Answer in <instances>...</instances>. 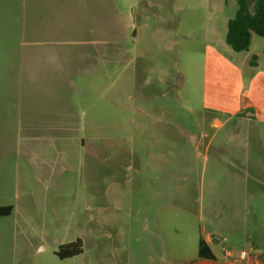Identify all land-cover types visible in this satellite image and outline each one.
Instances as JSON below:
<instances>
[{"label": "rangeland", "instance_id": "1", "mask_svg": "<svg viewBox=\"0 0 264 264\" xmlns=\"http://www.w3.org/2000/svg\"><path fill=\"white\" fill-rule=\"evenodd\" d=\"M236 8L0 0V264H264V124L202 104Z\"/></svg>", "mask_w": 264, "mask_h": 264}, {"label": "crops", "instance_id": "2", "mask_svg": "<svg viewBox=\"0 0 264 264\" xmlns=\"http://www.w3.org/2000/svg\"><path fill=\"white\" fill-rule=\"evenodd\" d=\"M251 44L252 36L249 47ZM260 57L257 53L251 60L239 54L226 55L212 46L205 50L202 104L204 111L214 115L216 127L235 118L264 124V56ZM210 244L207 243L213 252Z\"/></svg>", "mask_w": 264, "mask_h": 264}, {"label": "trees", "instance_id": "3", "mask_svg": "<svg viewBox=\"0 0 264 264\" xmlns=\"http://www.w3.org/2000/svg\"><path fill=\"white\" fill-rule=\"evenodd\" d=\"M252 34L264 36V0H252V2L237 0L235 13L226 22L225 41L234 51H245L249 48ZM11 210V205L0 207V216L8 215ZM81 252V240L76 239L73 242L59 245L55 254L63 259L75 256ZM197 255L202 260H215V255L202 237L198 240Z\"/></svg>", "mask_w": 264, "mask_h": 264}, {"label": "built area", "instance_id": "4", "mask_svg": "<svg viewBox=\"0 0 264 264\" xmlns=\"http://www.w3.org/2000/svg\"><path fill=\"white\" fill-rule=\"evenodd\" d=\"M245 256H246V253L244 251H240L238 258H244Z\"/></svg>", "mask_w": 264, "mask_h": 264}, {"label": "flooded vegetation", "instance_id": "5", "mask_svg": "<svg viewBox=\"0 0 264 264\" xmlns=\"http://www.w3.org/2000/svg\"><path fill=\"white\" fill-rule=\"evenodd\" d=\"M8 205H10V204H8ZM8 205H0V207H3V206H8ZM12 206V205H11Z\"/></svg>", "mask_w": 264, "mask_h": 264}, {"label": "water", "instance_id": "6", "mask_svg": "<svg viewBox=\"0 0 264 264\" xmlns=\"http://www.w3.org/2000/svg\"><path fill=\"white\" fill-rule=\"evenodd\" d=\"M249 2H252V0H248Z\"/></svg>", "mask_w": 264, "mask_h": 264}]
</instances>
